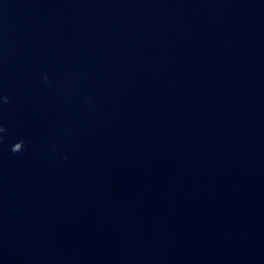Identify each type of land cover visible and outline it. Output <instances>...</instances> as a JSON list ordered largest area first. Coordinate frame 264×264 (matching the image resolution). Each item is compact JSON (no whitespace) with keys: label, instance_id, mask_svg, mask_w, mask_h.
<instances>
[{"label":"clouds","instance_id":"obj_1","mask_svg":"<svg viewBox=\"0 0 264 264\" xmlns=\"http://www.w3.org/2000/svg\"><path fill=\"white\" fill-rule=\"evenodd\" d=\"M4 99H5V102H7V97H5ZM3 131L4 129L0 127V132H3ZM22 149H23V141H18L12 146L11 150L13 152H19V151H22Z\"/></svg>","mask_w":264,"mask_h":264}]
</instances>
